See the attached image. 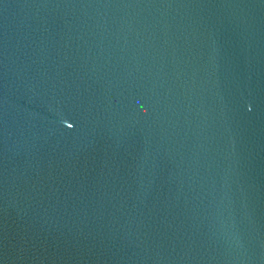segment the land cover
<instances>
[{"label":"water","instance_id":"obj_1","mask_svg":"<svg viewBox=\"0 0 264 264\" xmlns=\"http://www.w3.org/2000/svg\"><path fill=\"white\" fill-rule=\"evenodd\" d=\"M0 264H264V0H0Z\"/></svg>","mask_w":264,"mask_h":264}]
</instances>
